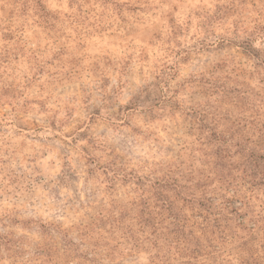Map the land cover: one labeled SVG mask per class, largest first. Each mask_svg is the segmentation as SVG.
Returning a JSON list of instances; mask_svg holds the SVG:
<instances>
[{
    "label": "rangeland",
    "instance_id": "obj_1",
    "mask_svg": "<svg viewBox=\"0 0 264 264\" xmlns=\"http://www.w3.org/2000/svg\"><path fill=\"white\" fill-rule=\"evenodd\" d=\"M260 125L264 0H0V264L159 263L141 202Z\"/></svg>",
    "mask_w": 264,
    "mask_h": 264
},
{
    "label": "trees",
    "instance_id": "obj_2",
    "mask_svg": "<svg viewBox=\"0 0 264 264\" xmlns=\"http://www.w3.org/2000/svg\"><path fill=\"white\" fill-rule=\"evenodd\" d=\"M210 136L207 171L165 175L128 229L130 250L147 243L152 264H264V125Z\"/></svg>",
    "mask_w": 264,
    "mask_h": 264
}]
</instances>
